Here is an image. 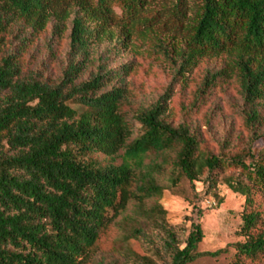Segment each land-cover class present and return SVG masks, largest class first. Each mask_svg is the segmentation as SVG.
Segmentation results:
<instances>
[{
    "label": "trees",
    "instance_id": "trees-1",
    "mask_svg": "<svg viewBox=\"0 0 264 264\" xmlns=\"http://www.w3.org/2000/svg\"><path fill=\"white\" fill-rule=\"evenodd\" d=\"M147 2L0 0L4 46L17 23L39 35L55 20L54 34L60 35L72 17V58L58 83L23 75L16 52L0 57V264H96V254L114 251L117 219L131 203L137 225L125 241H143L150 249L149 255L134 254L132 264H191L202 256H218L226 249L198 250L203 239L200 209L196 221L189 219L182 239L167 223L164 209L145 204L165 190L193 203L198 195L194 183L202 181L210 192L220 171L228 168L238 170L240 177H226L224 183L244 197L239 230L244 242L234 245L230 264H264V161H253L249 153H206L188 126L173 127L164 120L170 89L150 108L129 117L123 88L100 93L113 79L129 74V65L117 71L101 69L76 82L91 45L112 36L110 27L121 28L118 44H123L148 26L142 21ZM182 3L178 0V16ZM199 3L196 21L186 30L188 60L234 53L236 61L231 70L205 77L186 116H198L216 87L234 75L249 110L246 122L255 133L257 104L264 98V0ZM113 5L120 8L119 14ZM175 23L184 26L179 19ZM133 122L141 134L128 142ZM168 151L175 157L167 156ZM96 154L104 161L92 157ZM164 165L170 168L166 184L159 179ZM183 182L192 187L190 193L180 189ZM145 224L153 226L152 234Z\"/></svg>",
    "mask_w": 264,
    "mask_h": 264
},
{
    "label": "rangeland",
    "instance_id": "rangeland-1",
    "mask_svg": "<svg viewBox=\"0 0 264 264\" xmlns=\"http://www.w3.org/2000/svg\"><path fill=\"white\" fill-rule=\"evenodd\" d=\"M177 5L178 0H148L142 12V21L148 22V26L141 33L132 34L123 44H118L121 28L110 27L112 36L91 45L76 82L89 79L101 69L117 71L129 65V74L122 75L120 79H113L100 91H108L113 86L123 88L128 101L124 111L129 113V117L136 110L150 108L170 89L171 95L164 120L173 127L188 126L206 153H249L253 161H264V98L257 104L260 118L253 133L246 122L249 110L244 106L239 83L234 75L216 87L208 98L205 109L198 116H186L205 77L222 70H231L236 56L234 53H223L188 60L190 32L186 30L196 21L200 3L199 0H183L179 11L181 16L175 13ZM112 8L117 14L121 12L115 5ZM71 19L72 17L66 20L60 35L54 34L55 20L39 35L31 34L24 24L17 23L11 28L9 44L4 46L0 43V57L9 55L11 51L16 52L21 61L23 75L31 74L43 81L58 83L72 58L69 54L68 38ZM175 19L181 20L184 26L178 27ZM24 38L29 40L20 43ZM73 107L81 110L79 106ZM140 134V126L133 122V135L128 142ZM166 155L175 157L172 151H168ZM92 157L104 161L102 155L96 154ZM145 162L147 163L148 159ZM169 173L170 168L164 165L159 175L161 183L166 184ZM229 176L237 178L240 174L232 168L221 170L216 178V187L210 192L202 181L195 182L194 189L198 195L191 196L193 203L173 191L165 190L159 199H151L145 204L147 208L160 206L164 209L167 223L178 229L182 239L190 228L189 219L196 221L195 211H202L203 216L199 223L203 239L198 246L199 252L226 250L215 257L202 256L191 264H230L235 254L234 245L244 242V237L239 232L244 197L232 192L224 183L223 179ZM180 189L190 193L192 187L183 182ZM134 211L135 205L131 203L117 219L118 235L114 251L96 254V264H109L114 260L121 264H132L131 258L133 259L134 254L149 255L150 249L143 241L131 238L125 241L130 230L137 225ZM145 228L150 234L153 233L151 224H145Z\"/></svg>",
    "mask_w": 264,
    "mask_h": 264
}]
</instances>
